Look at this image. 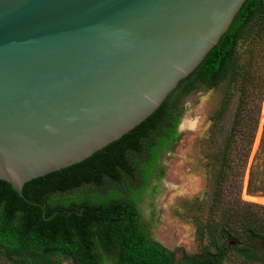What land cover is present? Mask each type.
I'll use <instances>...</instances> for the list:
<instances>
[{"label": "water", "instance_id": "95a60500", "mask_svg": "<svg viewBox=\"0 0 264 264\" xmlns=\"http://www.w3.org/2000/svg\"><path fill=\"white\" fill-rule=\"evenodd\" d=\"M246 1L0 0V180L45 217L24 185L145 121Z\"/></svg>", "mask_w": 264, "mask_h": 264}, {"label": "trees", "instance_id": "16d2710c", "mask_svg": "<svg viewBox=\"0 0 264 264\" xmlns=\"http://www.w3.org/2000/svg\"><path fill=\"white\" fill-rule=\"evenodd\" d=\"M222 83L218 117L234 97L236 111L211 156L209 202L196 198L186 206L199 252L176 260L143 226L142 197L162 178L161 154L179 141L182 101ZM263 102L264 0H247L203 62L145 121L90 158L24 185L23 195L42 205L45 217L0 180V264H65L63 258L71 264H264V205L240 198ZM249 175L248 194L264 196L255 187L258 178L264 182V161ZM73 206L83 210L81 218L66 216Z\"/></svg>", "mask_w": 264, "mask_h": 264}, {"label": "rangeland", "instance_id": "374dc122", "mask_svg": "<svg viewBox=\"0 0 264 264\" xmlns=\"http://www.w3.org/2000/svg\"><path fill=\"white\" fill-rule=\"evenodd\" d=\"M226 96V84L209 91H194L182 101L183 116L180 122L181 136L173 151L163 153L159 163L162 178L152 182L154 193L146 191L140 205L141 220L153 240L166 249L181 254L196 255L199 252L195 226L187 204L196 198L209 202L211 184V156L222 147L230 130L236 111V97L222 111ZM263 105L245 175L242 178L240 198L252 202L248 197L250 171L260 172L264 161V119ZM255 187L264 193V182L257 179ZM244 193V194H243ZM251 196V195H249ZM254 197L264 198L260 194ZM256 203V202H252ZM259 204V203H257ZM65 264H71L63 258Z\"/></svg>", "mask_w": 264, "mask_h": 264}, {"label": "flooded vegetation", "instance_id": "af4514ba", "mask_svg": "<svg viewBox=\"0 0 264 264\" xmlns=\"http://www.w3.org/2000/svg\"><path fill=\"white\" fill-rule=\"evenodd\" d=\"M179 129H180V125H179V127H178V130H179ZM179 132H180V131H179ZM163 153H169V151L165 150ZM163 153H162V154H163ZM162 154H161V155H162ZM159 159H160V158H159ZM159 162H160V161H159ZM153 181H155V180H153ZM153 181L150 182V186L152 185V182H153ZM77 191H78V190H77ZM67 195H68V196H72L73 193H67ZM44 210H45V209H44ZM42 211H43V210H42ZM73 212H74L75 214H77V216L80 217V218H81L82 215H83V210H82V209L79 210V211H76V209H75L74 206H73V208H70V212H69V214H67L66 216H71ZM56 213H59V212H56ZM45 214H46V211H45ZM54 214H55V213H54ZM55 215H56V214H55ZM55 215H52V216H51L50 218H48V219L50 220V219H51L52 217H54ZM43 217H44V216H43ZM178 259H179V258L176 257V260H178Z\"/></svg>", "mask_w": 264, "mask_h": 264}, {"label": "bare ground", "instance_id": "6f19581e", "mask_svg": "<svg viewBox=\"0 0 264 264\" xmlns=\"http://www.w3.org/2000/svg\"><path fill=\"white\" fill-rule=\"evenodd\" d=\"M263 114H264V105H263ZM260 122L264 123V119H263V121L260 120ZM247 199L252 201V202H256V203H259V204H264V199L263 198L254 197V196H249L248 195Z\"/></svg>", "mask_w": 264, "mask_h": 264}]
</instances>
